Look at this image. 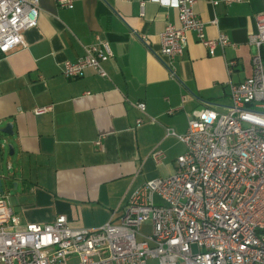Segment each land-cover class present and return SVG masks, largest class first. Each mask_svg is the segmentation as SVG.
<instances>
[{
	"label": "crops",
	"instance_id": "0c3cea01",
	"mask_svg": "<svg viewBox=\"0 0 264 264\" xmlns=\"http://www.w3.org/2000/svg\"><path fill=\"white\" fill-rule=\"evenodd\" d=\"M58 1L39 0L38 25L25 32L26 46L0 54V129L11 124L14 133L8 139L14 146L9 183H17L13 209L20 227L66 216L74 228L96 229L136 189L175 173L186 151L178 136L187 133L192 112L229 107V83L252 74L255 49L248 40L264 0H199L195 13L206 36L224 34L232 45L210 57L189 33L174 64L176 79L160 54L166 25H178L173 0H71L72 8ZM98 40L112 53L103 66L108 77L93 69L78 79L65 77V64ZM233 59L238 66L230 75L227 61ZM138 103L146 105L145 114ZM43 107L52 108L34 113ZM139 118L144 124L138 127ZM155 150L164 153L161 163L152 158Z\"/></svg>",
	"mask_w": 264,
	"mask_h": 264
},
{
	"label": "built area",
	"instance_id": "2783aa9c",
	"mask_svg": "<svg viewBox=\"0 0 264 264\" xmlns=\"http://www.w3.org/2000/svg\"><path fill=\"white\" fill-rule=\"evenodd\" d=\"M198 2L173 0L178 25L167 24L160 35V54L173 79L189 33L210 57L217 48L232 45L224 34L206 36V24L195 13ZM58 5L73 7L71 0H59ZM39 12V0H0L1 55L26 46L24 34L37 27ZM256 27L248 40L255 49L252 74L239 84L229 83V107L192 112L182 136L168 131L186 147L172 176L146 182L96 229L74 228L66 216L20 227L8 198L0 196V264H264V14L256 17ZM111 57L108 45L98 40L76 62H67L63 74L78 79L93 69L107 78L103 66ZM237 66L236 60L227 61L230 75ZM187 99L183 95L182 103ZM136 107L145 114L144 103ZM136 123L139 127L144 121ZM152 158L161 163L164 153L155 150Z\"/></svg>",
	"mask_w": 264,
	"mask_h": 264
},
{
	"label": "water",
	"instance_id": "95a60500",
	"mask_svg": "<svg viewBox=\"0 0 264 264\" xmlns=\"http://www.w3.org/2000/svg\"><path fill=\"white\" fill-rule=\"evenodd\" d=\"M12 125L8 124L5 128L0 129V154H4L5 150L8 149V156L12 158L14 156V146L9 143L8 139L14 136ZM8 169L11 170L12 167L8 165ZM12 180V176L9 174L0 176V194L4 195L5 190L3 186L4 181L10 182ZM17 183H13L14 188L16 189Z\"/></svg>",
	"mask_w": 264,
	"mask_h": 264
},
{
	"label": "rangeland",
	"instance_id": "374dc122",
	"mask_svg": "<svg viewBox=\"0 0 264 264\" xmlns=\"http://www.w3.org/2000/svg\"><path fill=\"white\" fill-rule=\"evenodd\" d=\"M12 158H10L8 156V149L5 150L4 154H0V176L1 175H7L9 173H12L13 170H9L8 169V165L10 164V160ZM3 186H4V190L6 194H9V204L11 207H13L14 203H15V199H16V192L13 189L12 184H10L8 181H4L3 182ZM149 227V224L147 223L145 225V230H147V228Z\"/></svg>",
	"mask_w": 264,
	"mask_h": 264
}]
</instances>
